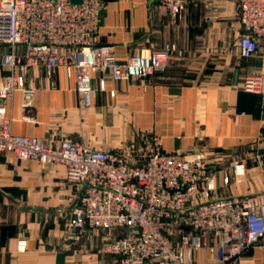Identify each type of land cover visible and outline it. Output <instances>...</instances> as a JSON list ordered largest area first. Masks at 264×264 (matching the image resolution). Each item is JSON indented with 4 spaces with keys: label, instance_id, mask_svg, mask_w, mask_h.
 Returning <instances> with one entry per match:
<instances>
[{
    "label": "crops",
    "instance_id": "1",
    "mask_svg": "<svg viewBox=\"0 0 264 264\" xmlns=\"http://www.w3.org/2000/svg\"><path fill=\"white\" fill-rule=\"evenodd\" d=\"M188 2L186 13L174 21L159 0H108L99 43L113 47L119 61L171 44L176 51L167 71L122 82L94 74L97 96L84 109L75 71L68 76L63 66L51 72L37 67L26 74L34 120L25 117L23 91L6 102L12 133L106 152L131 147L134 159L159 136L164 152L207 157L215 199L264 193V95L242 89L247 77L264 75L263 51L251 58L238 51L244 32L240 0ZM11 51L0 45V83L12 73L4 65ZM81 192L67 181L63 165L0 154V264H114L100 249L120 231L88 228L80 240L70 234ZM195 257L209 258L205 252ZM230 264H264V237Z\"/></svg>",
    "mask_w": 264,
    "mask_h": 264
},
{
    "label": "built area",
    "instance_id": "2",
    "mask_svg": "<svg viewBox=\"0 0 264 264\" xmlns=\"http://www.w3.org/2000/svg\"><path fill=\"white\" fill-rule=\"evenodd\" d=\"M107 2L1 1L0 45L12 49L4 57L12 73L0 83V154L19 162L63 165L67 181L82 191L69 220L70 234L80 240L88 228L120 231L100 249L115 258L114 264H230L264 237V193L215 199L213 166L204 154L164 152L163 140L153 136L136 160L131 147L106 152L70 140L55 143L12 133L6 102L16 91L25 93V117L34 120L29 116L34 93L26 86L32 69L45 66L51 72L63 66L68 76L75 71L84 109L97 96L94 74L122 82L167 71L176 51L171 44L119 61L113 47L99 43ZM159 2L174 21L189 5L188 0ZM239 20L244 31L240 55L251 58L263 51L264 57V0H240ZM100 85L105 88L103 80ZM242 89L264 95V75L247 77ZM19 248L25 249L24 243ZM198 252L209 258L198 262Z\"/></svg>",
    "mask_w": 264,
    "mask_h": 264
},
{
    "label": "water",
    "instance_id": "3",
    "mask_svg": "<svg viewBox=\"0 0 264 264\" xmlns=\"http://www.w3.org/2000/svg\"><path fill=\"white\" fill-rule=\"evenodd\" d=\"M83 0H71V2L75 5H80Z\"/></svg>",
    "mask_w": 264,
    "mask_h": 264
}]
</instances>
